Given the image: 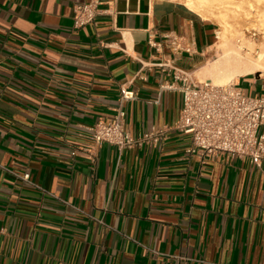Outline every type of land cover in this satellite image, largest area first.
<instances>
[{"label":"crops","instance_id":"obj_1","mask_svg":"<svg viewBox=\"0 0 264 264\" xmlns=\"http://www.w3.org/2000/svg\"><path fill=\"white\" fill-rule=\"evenodd\" d=\"M84 1L0 0V264H264V161L188 153L164 88L175 68L202 80L217 24L182 0H101L75 27ZM121 103L133 136L169 130L93 161L89 127Z\"/></svg>","mask_w":264,"mask_h":264},{"label":"built area","instance_id":"obj_2","mask_svg":"<svg viewBox=\"0 0 264 264\" xmlns=\"http://www.w3.org/2000/svg\"><path fill=\"white\" fill-rule=\"evenodd\" d=\"M101 3V0H88L76 4L75 27L95 23L101 13ZM171 44L182 48L175 38ZM173 76L174 81L164 88L176 89L182 94L180 117L172 128L190 136L191 146L187 152L197 155L203 163L208 155H223L248 158L260 167L264 161V94H246L234 81L216 84L208 79H194L190 72L179 68L174 69ZM135 97L134 91L121 89L122 100ZM89 130L92 145L86 151L94 161L103 143L116 145L119 150L145 143L156 146L165 138L169 127L153 128L133 136L125 127V110L121 103L110 120H99ZM19 177L29 180L30 174Z\"/></svg>","mask_w":264,"mask_h":264},{"label":"rangeland","instance_id":"obj_3","mask_svg":"<svg viewBox=\"0 0 264 264\" xmlns=\"http://www.w3.org/2000/svg\"><path fill=\"white\" fill-rule=\"evenodd\" d=\"M182 1L189 7L193 6L191 8L197 9L203 17L208 18L218 26L217 43L209 54L210 61L207 69H210L217 62H222L226 48L240 47L238 49H241L243 56L248 54L255 57L258 52H264V0H203L204 6L201 4L202 0ZM205 6L207 10L204 9ZM222 34L227 36V41H223ZM261 74L255 73L250 74V76L264 77V74ZM208 77L212 78L213 76H206L205 73L199 75L202 80H206ZM238 78L240 77H236L232 81L236 82ZM247 80L244 79L241 82L243 88H247Z\"/></svg>","mask_w":264,"mask_h":264},{"label":"bare ground","instance_id":"obj_4","mask_svg":"<svg viewBox=\"0 0 264 264\" xmlns=\"http://www.w3.org/2000/svg\"><path fill=\"white\" fill-rule=\"evenodd\" d=\"M203 2L204 1L202 0L201 4ZM202 5L204 6V4ZM206 8L207 7L205 6L204 9ZM224 32L225 31H223V33ZM226 37L227 36H225V34H222L223 41H227ZM238 48H230V49L226 48L225 54L222 57L223 59L222 62L221 61L220 63L217 62L210 69L207 70V73L205 72L207 76L208 75L213 76L212 78L209 77L208 80L213 79V82H215L216 84H224L226 82H231L234 78L236 79V77H242L255 73H262L261 75L264 74V52L263 51L258 52L255 57L248 54L243 56L240 51L241 49Z\"/></svg>","mask_w":264,"mask_h":264}]
</instances>
